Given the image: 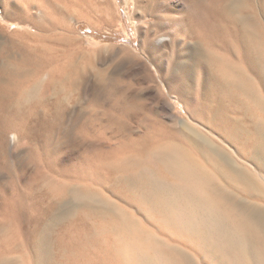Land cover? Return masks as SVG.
<instances>
[{
	"label": "bare ground",
	"instance_id": "obj_1",
	"mask_svg": "<svg viewBox=\"0 0 264 264\" xmlns=\"http://www.w3.org/2000/svg\"><path fill=\"white\" fill-rule=\"evenodd\" d=\"M3 1L6 16L22 7L33 30L9 32L0 46L6 150L9 130L28 135L34 117L45 123L42 132L50 130L47 100L35 98L70 79L78 60L72 21L99 26L79 0ZM122 1L143 35L141 52L132 55L153 67L155 107L175 111L178 126L137 139L149 146L156 169L106 174L116 180L109 183L117 201L103 193L99 156L63 172L69 192L52 184L48 191L14 187L0 206V230L11 227L0 237V264H264V0ZM150 17L155 22L147 25Z\"/></svg>",
	"mask_w": 264,
	"mask_h": 264
},
{
	"label": "rangeland",
	"instance_id": "obj_2",
	"mask_svg": "<svg viewBox=\"0 0 264 264\" xmlns=\"http://www.w3.org/2000/svg\"><path fill=\"white\" fill-rule=\"evenodd\" d=\"M79 1L85 4L83 9H86L91 15L93 25L97 24L99 27L95 28L87 22L72 21L75 31L73 38H77L70 45L73 49L72 58L76 57L78 60L73 65L70 79L68 82L55 84L54 90L40 92L35 98H39V101L47 100V106L42 108V111L47 112L44 115L48 117L49 127L52 129L42 132L41 129L46 126L45 123L42 119L34 117L31 120V133L28 135H21L17 129L9 130L6 135V150L0 148V206L6 198L12 196L11 192L14 187L22 192L31 187L33 191L34 189L36 191V188L40 191H48V187L52 184L50 188L55 189L56 192H69L67 187L61 184L64 181V178H61L63 174L77 170L78 167L84 165L85 161H90V157L98 156L102 159L104 169L102 176L106 178L104 179L106 183L104 182V186H102L103 193L109 200L117 201L111 189L116 181L114 176H117L119 167L131 169L130 171L156 169L150 159L149 146L137 139L147 134L150 136L162 132L171 134L178 126L172 121L175 111L171 112L167 108L155 107L158 95L155 88L157 84L148 70V68L152 70L153 67L149 65L151 67L147 66L146 68V64L143 62L145 61L144 56L140 55V58L132 55V52L137 53L136 55L141 52L143 35L129 19L130 14L123 1L112 0L116 11L113 21H110L112 17L107 15V0ZM12 2L13 5L17 4L15 1ZM5 6L4 1L0 0V28H6L7 33H0V46L10 42V33L26 30L33 32L28 22L23 23L24 14L27 15V12L22 7H19L18 12L17 10L14 12L15 10H12L14 6H12L8 11L10 15L6 16ZM98 7L104 8V10L106 8V12L102 15L97 13ZM152 22H155V18L150 17L147 25ZM158 30L169 35L171 39L175 38L176 33L174 34L171 29ZM134 63L137 64L134 65ZM75 79L77 80L75 81ZM178 111L184 112L183 107L179 104ZM34 147L39 149V153L33 149ZM104 151L107 152L104 153ZM111 152H114V156L111 155ZM89 154L91 155L89 156ZM126 154L129 155V159H121V155ZM52 158L53 162H51ZM83 158L84 162L80 161ZM6 161L13 166L12 170L7 168ZM120 164L122 165L120 166ZM45 166L50 168L46 169ZM109 172L114 174V176L111 175L114 181L111 177L108 178ZM50 178H53V181ZM57 186L63 188L59 189ZM46 187L47 189H45ZM10 229L9 225L5 226V229H1L0 237ZM57 232L54 233V236L57 235Z\"/></svg>",
	"mask_w": 264,
	"mask_h": 264
}]
</instances>
